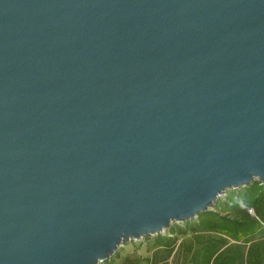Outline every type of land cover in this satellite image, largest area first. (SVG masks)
I'll list each match as a JSON object with an SVG mask.
<instances>
[{"label":"water","instance_id":"obj_1","mask_svg":"<svg viewBox=\"0 0 264 264\" xmlns=\"http://www.w3.org/2000/svg\"><path fill=\"white\" fill-rule=\"evenodd\" d=\"M264 186V0H0V264H102Z\"/></svg>","mask_w":264,"mask_h":264},{"label":"trees","instance_id":"obj_2","mask_svg":"<svg viewBox=\"0 0 264 264\" xmlns=\"http://www.w3.org/2000/svg\"><path fill=\"white\" fill-rule=\"evenodd\" d=\"M151 238L149 255L102 264H264V186L257 181L225 193L182 227L172 224ZM131 242L130 245H134Z\"/></svg>","mask_w":264,"mask_h":264},{"label":"rangeland","instance_id":"obj_3","mask_svg":"<svg viewBox=\"0 0 264 264\" xmlns=\"http://www.w3.org/2000/svg\"><path fill=\"white\" fill-rule=\"evenodd\" d=\"M226 192H229V191H226ZM224 198H225V194H222L221 196H219L218 199H224ZM173 224L178 225L179 227H182L181 222L173 223ZM171 225H169V227H171ZM149 237H154V236H149ZM132 241L135 242L134 245H130ZM151 243H152V240L150 238L149 240H146V241L138 240V239H130L127 243L121 244V246L117 250V253L119 254V258L117 259V262L119 261V259H124L127 257L143 258V257L148 256L149 249L151 248Z\"/></svg>","mask_w":264,"mask_h":264}]
</instances>
